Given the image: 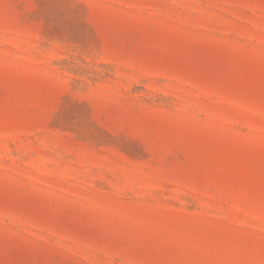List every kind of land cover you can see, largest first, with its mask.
Listing matches in <instances>:
<instances>
[{
    "label": "rangeland",
    "instance_id": "obj_1",
    "mask_svg": "<svg viewBox=\"0 0 264 264\" xmlns=\"http://www.w3.org/2000/svg\"><path fill=\"white\" fill-rule=\"evenodd\" d=\"M0 264H264V0H0Z\"/></svg>",
    "mask_w": 264,
    "mask_h": 264
}]
</instances>
